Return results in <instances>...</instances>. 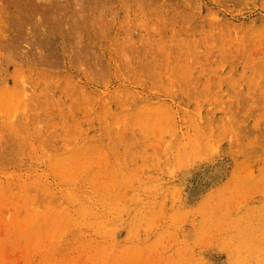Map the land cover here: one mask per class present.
<instances>
[{
	"label": "rangeland",
	"instance_id": "374dc122",
	"mask_svg": "<svg viewBox=\"0 0 264 264\" xmlns=\"http://www.w3.org/2000/svg\"><path fill=\"white\" fill-rule=\"evenodd\" d=\"M68 1L0 0V264H264V0Z\"/></svg>",
	"mask_w": 264,
	"mask_h": 264
},
{
	"label": "bare ground",
	"instance_id": "6f19581e",
	"mask_svg": "<svg viewBox=\"0 0 264 264\" xmlns=\"http://www.w3.org/2000/svg\"><path fill=\"white\" fill-rule=\"evenodd\" d=\"M22 1V0H21ZM28 1V0H27ZM70 1V0H69ZM68 1V2H69ZM74 1V0H73ZM78 1V0H77ZM38 2V1H37ZM71 2V1H70ZM79 2V1H78ZM88 2V1H87ZM86 2V3H87ZM152 2V1H151ZM26 3V2H25ZM109 2H107V4H108ZM28 4V3H27ZM52 4V3H51ZM54 4V3H53ZM75 4H76V1H75ZM82 4V3H81ZM88 4V3H87ZM30 5V4H29ZM43 5H45V4H43ZM80 4L78 3V6H79ZM37 6V5H36ZM48 6H49V2H48ZM75 6H77V5H75ZM77 6V7H78ZM46 7V6H45ZM71 7V6H70ZM80 7H82V6H80ZM91 7V6H90ZM60 8V7H59ZM59 8L57 9V10H59ZM65 8V7H64ZM107 8V7H106ZM106 8H104V9H106ZM61 9V8H60ZM79 9V8H78ZM95 9V8H94ZM101 10H102V8H100ZM32 10V9H31ZM72 10V9H71ZM76 10V9H75ZM82 10V9H81ZM80 10V11H81ZM85 10V9H84ZM38 11V10H37ZM54 11V10H53ZM62 11V10H61ZM78 11V10H77ZM41 12V11H40ZM47 12V11H46ZM52 12V11H51ZM51 12H49V14L51 13ZM84 12V11H83ZM145 12V11H144ZM48 13V12H47ZM53 13H55V12H53ZM61 13V12H60ZM68 13H69V9H68ZM77 13V12H76ZM99 13V12H98ZM58 13H56V15H57ZM67 14V13H66ZM79 14H81V13H79ZM89 14V13H88ZM110 14V13H109ZM164 14V13H163ZM185 14V13H184ZM56 15H55V17H56ZM64 15H65V13H64ZM71 15H73V14H71ZM83 16L85 15V14H82ZM87 15V14H86ZM111 15V14H110ZM43 16V15H42ZM60 16H62V14L61 15H59V16H57V17H60ZM70 16V15H69ZM76 16H78V14H76ZM90 16V15H89ZM163 16V15H162ZM45 17H46V14H45ZM44 16L42 17V18H45ZM65 17V16H64ZM80 17V16H79ZM78 17V18H79ZM86 17V16H85ZM97 17V16H96ZM111 17V16H110ZM165 17V16H164ZM48 17H46V19H47ZM61 18V17H60ZM68 18V17H67ZM99 18H100V16H99ZM55 19H57V18H55ZM82 19V18H81ZM98 19V18H97ZM40 20V19H39ZM59 20V19H58ZM71 20H72V16H71ZM68 21V20H67ZM66 21V22H67ZM82 21V20H81ZM83 21L85 22V20L83 19ZM89 21V20H88ZM160 21V20H159ZM42 22V21H41ZM48 22V21H47ZM76 22V21H75ZM99 22H101V21H99ZM52 23H53V21H52ZM60 23V22H59ZM68 23V22H67ZM74 23V22H73ZM81 23V22H80ZM90 23V22H89ZM92 23V22H91ZM96 23V22H95ZM97 23H98V21H97ZM37 24V23H36ZM41 24H43L42 26H44V24L45 23H41ZM48 24H50V22L48 23ZM83 24V23H82ZM55 25V24H54ZM59 25V24H58ZM69 25V24H68ZM74 25V24H73ZM77 25V24H76ZM38 26H39V24H38ZM71 26V25H70ZM92 26V25H91ZM145 26V25H144ZM40 27V26H39ZM52 27V26H51ZM55 27H57V25L55 26ZM160 27V26H159ZM85 28V27H84ZM98 28V27H97ZM54 29V28H53ZM60 29V28H59ZM72 29V28H71ZM75 29V28H74ZM69 30V29H68ZM153 30V29H152ZM56 31V30H55ZM59 31V30H58ZM74 31V30H73ZM95 31V30H94ZM98 31V30H97ZM164 31V30H163ZM49 32V31H48ZM47 32V33H48ZM59 33V32H58ZM86 33V32H85ZM161 33V32H160ZM74 34V33H73ZM77 33H75V35H76ZM164 34V33H163ZM62 35V34H61ZM71 35V34H70ZM80 35V34H79ZM53 36V35H52ZM77 36V35H76ZM81 36H82V34H81ZM80 36V37H81ZM165 36V35H164ZM51 37V36H50ZM69 37V36H68ZM161 37H162V34H161ZM63 38V37H62ZM148 38V37H147ZM64 40V39H63ZM73 40V39H72ZM81 41V40H80ZM131 41V40H130ZM77 42V41H76ZM73 43V42H72ZM79 43V42H78ZM77 43V44H78ZM91 43V42H90ZM144 43V42H143ZM43 44V43H42ZM67 44V43H66ZM66 44H64V45H66ZM131 44V43H130ZM139 44V43H138ZM44 45V44H43ZM50 46H52V45H50ZM74 46V45H73ZM80 46V45H79ZM37 47V46H36ZM39 47V46H38ZM46 47H49V46H46ZM64 47V46H63ZM54 48V47H53ZM71 48V47H70ZM76 48H78V47H76ZM31 49V48H30ZM33 49H34V47H33ZM137 49H138V47H137ZM39 50H40V48H39ZM44 50V49H43ZM67 50H68V48H67ZM74 50V49H73ZM94 50V49H93ZM34 51H35V49H34ZM81 51H82V49H81ZM148 51V50H147ZM153 51V50H152ZM40 52V51H39ZM47 52V51H46ZM85 52V51H84ZM90 52V51H89ZM34 53V52H33ZM80 53V52H79ZM79 53H77V54H79ZM93 53V52H92ZM39 54V53H38ZM90 55H91V53H89ZM158 54V53H157ZM32 55V54H31ZM30 55V56H31ZM43 57V56H42ZM48 57V56H47ZM83 57V56H82ZM38 58V57H37ZM49 58V57H48ZM95 58H97V57H95ZM24 59V58H23ZM40 59H41V57H40ZM73 59H75V58H73ZM77 59V58H76ZM85 59V58H84ZM146 59V58H145ZM189 59H190V57H189ZM38 60V59H37ZM46 60H47V58H46ZM42 61H44V60H42ZM126 61H128L127 59H126ZM48 62V61H47ZM77 62V61H76ZM82 62V61H81ZM84 62V61H83ZM91 62V61H90ZM93 62V61H92ZM190 62V61H189ZM46 63V62H45ZM103 63V62H102ZM156 63H158V62H156ZM38 64H40V63H38ZM44 64V63H43ZM84 64V63H83ZM96 64V63H95ZM50 65V64H49ZM92 65V64H91ZM97 65H99V64H97ZM84 66H85V64H84ZM93 66H95V65H93ZM130 66V65H129ZM150 66V65H149ZM91 67V66H90ZM194 68V67H193ZM93 70H96V69H94L93 68ZM95 72V71H94ZM145 74V73H144ZM97 75V74H96ZM100 75V74H99ZM146 75V74H145ZM91 76V75H90ZM183 76V75H182ZM145 77V76H144ZM150 77H151V75H150ZM186 78V77H185ZM98 79V78H97ZM158 80H160V79H158ZM182 80H183V78H182ZM27 82V81H26ZM180 82V81H179ZM47 83V82H46ZM181 83H182V81H181ZM49 84V83H48ZM49 90V89H48ZM37 95V94H36ZM42 97V96H41ZM27 98V97H26ZM24 99V98H23ZM35 99V98H34ZM83 99V98H82ZM39 100V99H38ZM29 104H30V102H29ZM41 104V103H40ZM153 106V105H152ZM24 108V107H23ZM157 111V110H156ZM160 113V112H159ZM146 114V113H145ZM154 114V113H153ZM151 116V115H150ZM155 116V115H154ZM158 116V115H157ZM147 117V116H146ZM156 117V116H155ZM166 117V116H165ZM150 118V117H149ZM153 119V118H152ZM155 119V118H154ZM13 120H15V119H13ZM156 121H157V119H156ZM143 123V122H142ZM146 123V122H145ZM161 123V122H160ZM41 124V123H40ZM140 124V123H139ZM147 124V123H146ZM151 124V123H150ZM150 124H149V126H150ZM155 124V123H154ZM153 124V125H154ZM142 125V124H141ZM161 125V124H160ZM112 126V125H111ZM143 126V125H142ZM153 128V127H152ZM160 128H161V126H160ZM140 129V128H139ZM145 129V128H144ZM4 136H5V134H4ZM1 139L2 138H4V137H0ZM3 146V145H2ZM3 149V148H2ZM236 188V187H235ZM255 223V222H254ZM235 235H236V233H235ZM241 248H242V246H241ZM246 248V247H245Z\"/></svg>",
	"mask_w": 264,
	"mask_h": 264
}]
</instances>
